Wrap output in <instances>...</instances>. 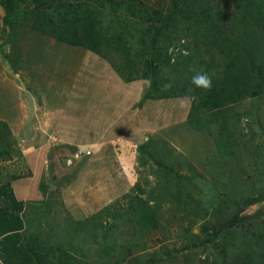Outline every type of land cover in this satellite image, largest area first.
<instances>
[{
  "label": "rangeland",
  "instance_id": "obj_1",
  "mask_svg": "<svg viewBox=\"0 0 264 264\" xmlns=\"http://www.w3.org/2000/svg\"><path fill=\"white\" fill-rule=\"evenodd\" d=\"M111 1L154 8L160 45L171 0ZM217 5L230 18L233 5ZM7 6L0 185L22 202L27 244L51 264H264V94L196 130L190 98H159L168 70L127 81L121 52L56 42L32 30L33 4ZM178 51L223 64L192 37L174 39L168 53Z\"/></svg>",
  "mask_w": 264,
  "mask_h": 264
},
{
  "label": "trees",
  "instance_id": "obj_2",
  "mask_svg": "<svg viewBox=\"0 0 264 264\" xmlns=\"http://www.w3.org/2000/svg\"><path fill=\"white\" fill-rule=\"evenodd\" d=\"M3 1L8 2L10 12L17 11L22 4H33L35 26L32 30L60 43L81 46L102 59L107 58L103 49L121 52L128 70L127 81L147 80L150 69L157 70V65L168 70L162 75L163 91L159 98L195 96V100L191 99L188 118L194 120L196 130H201L204 123L221 118L236 104L264 94V0H171L169 11L162 19L160 33L164 40L158 47L152 46L151 41L158 35L153 24L159 16L143 1H133L122 7L111 0ZM217 1L233 5L230 18ZM183 36L192 37L201 47H210L223 64L220 61L208 64L202 59L196 63L193 55H182V51L172 58L169 46L174 39L181 40ZM7 44L2 48L6 58ZM201 70L212 77L210 91L191 83L192 76ZM158 86L157 82L153 83L154 88ZM9 134L7 128L0 127L3 154L10 148ZM21 210L22 202L16 200L10 186L0 185L2 264H51L45 261L47 256L42 257L37 245L25 241ZM136 222L144 228L143 217ZM110 232L111 229L106 228L103 239L107 240ZM63 264L76 263L69 256Z\"/></svg>",
  "mask_w": 264,
  "mask_h": 264
},
{
  "label": "clouds",
  "instance_id": "obj_3",
  "mask_svg": "<svg viewBox=\"0 0 264 264\" xmlns=\"http://www.w3.org/2000/svg\"><path fill=\"white\" fill-rule=\"evenodd\" d=\"M195 71V70H193ZM191 83L199 89H202L204 91H210L213 87L212 84V77L205 71L201 70L197 72L195 75L191 78ZM171 85H165V87H170ZM190 99L195 100V96H191Z\"/></svg>",
  "mask_w": 264,
  "mask_h": 264
},
{
  "label": "crops",
  "instance_id": "obj_4",
  "mask_svg": "<svg viewBox=\"0 0 264 264\" xmlns=\"http://www.w3.org/2000/svg\"><path fill=\"white\" fill-rule=\"evenodd\" d=\"M9 32V31H8ZM48 37V36H47ZM48 38H51V37H48ZM51 39H53V38H51ZM54 40V39H53ZM54 41H56V40H54ZM56 42H59V41H56ZM9 43V42H8ZM60 43V42H59ZM63 44V43H62ZM6 47V49L5 50H7V46H5ZM139 82V81H142L141 79L140 80H136V82ZM144 92H146V88H145V90H144Z\"/></svg>",
  "mask_w": 264,
  "mask_h": 264
}]
</instances>
